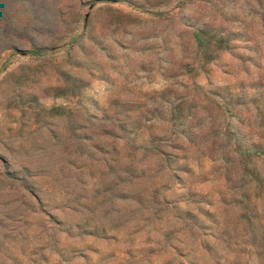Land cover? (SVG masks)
Wrapping results in <instances>:
<instances>
[{
    "label": "rangeland",
    "instance_id": "374dc122",
    "mask_svg": "<svg viewBox=\"0 0 264 264\" xmlns=\"http://www.w3.org/2000/svg\"><path fill=\"white\" fill-rule=\"evenodd\" d=\"M0 264H264V0H0Z\"/></svg>",
    "mask_w": 264,
    "mask_h": 264
},
{
    "label": "trees",
    "instance_id": "16d2710c",
    "mask_svg": "<svg viewBox=\"0 0 264 264\" xmlns=\"http://www.w3.org/2000/svg\"><path fill=\"white\" fill-rule=\"evenodd\" d=\"M193 34H194V38H195L198 49L202 52H206L208 48V42H209L207 33H205L204 30H195ZM32 52L34 54H38L41 52V50L38 48H33Z\"/></svg>",
    "mask_w": 264,
    "mask_h": 264
}]
</instances>
